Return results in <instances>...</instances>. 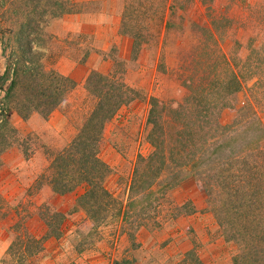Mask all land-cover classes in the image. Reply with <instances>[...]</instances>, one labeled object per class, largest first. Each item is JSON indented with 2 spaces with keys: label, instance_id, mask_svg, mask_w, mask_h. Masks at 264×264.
<instances>
[{
  "label": "rangeland",
  "instance_id": "obj_1",
  "mask_svg": "<svg viewBox=\"0 0 264 264\" xmlns=\"http://www.w3.org/2000/svg\"><path fill=\"white\" fill-rule=\"evenodd\" d=\"M64 1L69 12L49 15L31 34L33 56L18 50L19 37L9 31L22 0H0V119L17 130L0 145V264H235L237 256L242 263L245 242L231 240L219 222L227 221L219 208L225 194L215 202L216 191L205 185L214 179L203 174L238 158L236 172L244 176L241 160L252 163L254 151L264 149V0ZM21 55L76 82L48 116L18 112L15 101L29 98L25 83L7 99ZM93 71L133 89L105 125L99 149L110 168L104 186L129 214L102 223L80 202L88 185L60 195L50 184L56 156L96 105L86 84ZM177 117L192 119L191 128ZM154 121L169 133L167 151L192 129L208 154L192 169L188 157L179 159L181 168L170 165L168 152L161 179L154 165L143 175L137 161L155 150ZM174 168L182 171L177 177ZM131 194L136 203L128 208ZM48 229L55 234L32 243L30 235L41 239Z\"/></svg>",
  "mask_w": 264,
  "mask_h": 264
},
{
  "label": "trees",
  "instance_id": "obj_2",
  "mask_svg": "<svg viewBox=\"0 0 264 264\" xmlns=\"http://www.w3.org/2000/svg\"><path fill=\"white\" fill-rule=\"evenodd\" d=\"M8 3L11 5L9 9H11L13 1ZM20 7L26 8L18 10ZM28 7L31 9L26 12ZM69 10L66 8L64 0H48V2L47 0H22L19 5H15L13 10L15 17L9 31L12 36L19 37L18 50L23 51L22 48L27 47V54L34 56L35 53L31 49V34L40 30L41 23L49 15L56 17L69 12ZM21 40H24L25 43H20ZM134 48L135 53H137L139 51L137 42H135ZM21 58H17L14 63L11 83L6 94L7 99L11 100L14 95L13 91L25 83L29 90V98L26 103L15 101L18 105V112L24 118L29 116L31 110H39L43 115L48 116L61 104L66 94L75 88L76 82L55 69H46L42 60L36 61L34 57L24 59L26 58L24 55H21ZM9 69L11 70V67ZM121 79L97 71L90 73L86 84L90 93L96 97V105L71 144L64 152H60L56 156L53 164L56 168V175L50 179L52 190L60 195L73 191L82 183L88 185L87 190L79 196V199L86 207V211L94 223L104 222L111 214L122 215V217L129 214L126 209L122 208V203H118L117 199L104 186V180L109 174L110 168L99 155L105 125L113 117L119 106L131 98L130 93L133 92V89ZM177 112L179 110H176L175 113ZM175 121L189 127L188 124L193 120L186 117L185 121V118L177 117ZM154 122L155 129L151 133V139L155 150L149 156L139 155L137 161L142 167L143 175L146 167H153L154 165L156 166L155 174L158 176L157 178L161 179L164 168L168 165L166 156L168 152L172 158L170 165L175 162L176 167L181 168L182 165L178 164H182V161L179 159L185 160L188 157L189 161L194 162L191 166L189 162H185L183 166H190L187 168L192 169L199 165L198 161L195 160L203 159V156L208 154L203 149L204 147L199 146L198 140H195L192 129L181 131L177 135V145L174 143L173 152L167 151L163 144L168 139L169 133L162 130V125ZM156 124L157 126H155ZM8 130L10 132L17 131L7 119L2 117L0 119V145L8 146L10 144L8 136L11 133L7 132ZM188 146H191V149H187ZM195 146L199 148L200 152L197 159L195 152L198 150H195ZM254 152L255 156L252 163L249 162L248 158L241 160L245 165L243 169H248L243 171L244 176H239L236 172L239 168L236 165L238 158H230L226 162H221L218 167L211 170L209 176L206 172L203 174V177L207 176L209 179H214V185L211 183H205V185L216 191L215 198L222 192L225 194L223 199L222 196L220 197L222 201L219 208H221L222 213H226L227 221L220 219V224L225 231L229 232L231 240L240 243L245 242L247 247V252L240 255L242 263L238 261L239 256H237L235 257V264H264V163H261V159L264 162V149L259 148L258 151L255 150ZM139 171L140 168L135 171L137 176L132 180L130 191L134 192L137 189L140 182ZM181 172L179 169L175 171L174 168V177H177ZM158 181L164 182V180ZM151 185L148 184L146 188ZM134 196L131 194L129 197L128 208L136 203ZM214 201L216 202L217 198ZM48 224L50 226L53 223L49 220ZM54 234L52 229H48L41 239L33 235H30L29 238L32 243L40 245L42 240L48 239Z\"/></svg>",
  "mask_w": 264,
  "mask_h": 264
}]
</instances>
